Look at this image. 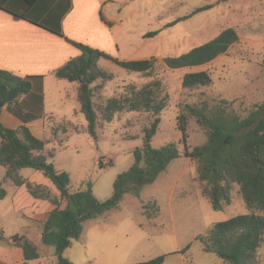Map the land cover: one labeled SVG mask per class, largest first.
I'll list each match as a JSON object with an SVG mask.
<instances>
[{"label":"rangeland","instance_id":"rangeland-1","mask_svg":"<svg viewBox=\"0 0 264 264\" xmlns=\"http://www.w3.org/2000/svg\"><path fill=\"white\" fill-rule=\"evenodd\" d=\"M206 4L212 7L192 13L195 7ZM105 10L116 21L117 58L154 57L156 61L150 74L143 75L128 71L110 59L100 58V67L112 77L95 82L100 87L93 97L94 109L99 113V106L105 99L119 95L127 83L141 87L151 79L158 80L156 97L164 100L165 107L159 114L158 128L152 137L154 147L176 142L182 152L181 132L177 129L180 114L185 116L187 148L205 141L204 129L188 113L186 105L204 100L213 103L225 98L232 100V107L238 114L245 115L254 102L264 99V0H109ZM226 27L235 28L239 37L226 53L191 67L171 69L164 64L165 57L184 53L215 37ZM148 32L156 33L147 36ZM201 70L210 73L211 84L193 89L181 87L186 72ZM55 79L46 84L49 116L46 121L52 134L45 154L57 170L69 174L71 191L82 189L85 182H90L95 196L105 199L112 193L116 174L132 164L134 149L143 145L142 129L153 115L146 111H128L116 114L110 122L99 118L94 139L86 129V120L76 98L64 96L62 103L59 101V91L65 89H62L61 80ZM101 157L102 165H106L102 168L99 167ZM110 161L112 165H107ZM32 171L26 168L24 173ZM201 186L196 163L181 155L171 160L152 183L142 186L137 195L124 194L118 208L102 214L108 224L129 234V260L141 261L166 254L165 264H179L180 255H184L186 264H227L215 254L204 252L196 236L213 222L248 212V209L237 184L231 186L230 202L223 204L221 210L211 207L207 197L202 195ZM153 200L160 208L156 218L159 224L154 223L155 226L149 225L152 220L142 213V205ZM256 212L264 214V211ZM139 222H143L145 228H139ZM82 238L87 242L94 239L87 222ZM73 242L78 245L76 240ZM187 244L190 247L184 254L174 252ZM256 260L257 264H264V240ZM43 261L47 262L45 258Z\"/></svg>","mask_w":264,"mask_h":264},{"label":"trees","instance_id":"trees-1","mask_svg":"<svg viewBox=\"0 0 264 264\" xmlns=\"http://www.w3.org/2000/svg\"><path fill=\"white\" fill-rule=\"evenodd\" d=\"M26 4L23 12H16L5 6L4 10L16 17H22L37 26L67 39L60 26L70 0H58L57 6L48 11H40L33 18V7L40 0H21ZM53 1V0H50ZM210 4L195 7L192 13L206 10ZM1 8V7H0ZM156 32H148L151 36ZM80 50V54L67 60L53 71L57 78L76 81V100L86 120V129L97 138L99 118L110 122L116 114L128 111L151 112L153 117L143 127L144 143L133 151V162L125 170L118 172L112 183V193L105 199L95 196L90 182L85 187L71 191L69 174L57 170L48 161L44 152L46 141L32 134L26 122L44 115L43 75L20 76L9 70L0 69V112L6 107L21 121L17 128H9L0 120V166L5 169L4 180L15 186L23 185L28 193L50 202L53 207L41 223V242L54 247L53 264H73L63 255L74 240H78L83 230V222L94 219L104 212L119 207L126 193L137 195L142 186L152 183L168 163L181 155L196 163L198 180L202 183V195L207 197L214 210H221L223 204L230 202L229 191L237 184L248 212L213 222L203 233L196 236L204 252L215 254L227 264H257L258 248L264 240V99L254 102L245 115H240L232 107V100L220 98L210 103L207 100L195 105H186L187 111L204 129V142L188 149L185 145V116L177 117V129L181 132L180 152L176 142H167L159 147L151 143L160 121L159 114L165 107L164 100L157 99L156 92L160 82L151 79L141 87L127 83L116 96L106 98L94 109L93 97L100 87L95 82H104L112 77L103 70L98 60L110 59L118 66L141 74H150L154 57L138 60H120L109 54L91 48L83 43L67 39ZM237 31L226 27L208 41L193 46L184 53L168 56L164 64L171 69L191 67L210 62L218 55L226 53L230 46L238 42ZM210 73L201 70L186 72L181 79V87L193 89L211 84ZM99 161V167L106 165ZM107 165H112L110 161ZM40 171L57 189L53 192L47 185L30 181L20 173L21 168ZM5 189L0 181V199ZM62 201L65 205L62 207ZM255 210V211H253ZM160 208L155 200L142 205V213L147 219L158 216ZM3 231L0 230V238ZM14 244L21 249L23 259L30 261L39 257L37 246L23 235L11 236ZM190 244L174 252L184 254ZM166 254L136 261L133 264H163ZM192 262V261H191Z\"/></svg>","mask_w":264,"mask_h":264},{"label":"crops","instance_id":"crops-1","mask_svg":"<svg viewBox=\"0 0 264 264\" xmlns=\"http://www.w3.org/2000/svg\"><path fill=\"white\" fill-rule=\"evenodd\" d=\"M107 1L109 0H70L69 8L61 17L60 26L67 39L83 43L117 58L118 42L114 34L116 21L106 13V10L104 11ZM57 3L58 0H40L37 2V7H33V18L40 14V11H48L57 6ZM5 6L20 13L24 11L26 4L21 0H0V69L9 70L20 76L43 75L44 115L26 122V125L33 135L45 140L48 145L52 133L46 121L49 117L46 112V84L55 82L57 78L53 74L55 69L81 52L64 37L51 33L25 18L14 16L4 10ZM57 79L61 80L62 89H65L64 92L59 91V101L62 103L64 96L76 98L78 83L64 78ZM52 113L55 112H50ZM0 120L9 128H17L21 124L20 119L5 106L1 109ZM26 168L28 167L20 169L23 177L47 185L53 192L58 193L52 182L40 171L33 169L32 172L24 173ZM4 177L5 169L0 166V181L5 189V196L0 199V230L3 231L0 238V264H53L54 247L51 249L49 245H43L41 242V223L46 219L53 205L46 200L32 197L23 185L15 186L11 181L4 180ZM64 205L65 202L62 201L61 206ZM103 216L84 221L81 236L76 240L78 245L72 242L71 246L64 250L63 255L73 264L136 262L137 260L128 258L131 250L129 234L122 233L114 224H108ZM156 218L148 219L152 220L148 224H157ZM85 222L90 228V234L94 235V239L90 242L82 238ZM138 227L143 229L145 225L139 222ZM14 234L23 235L33 242L38 248L39 257L25 261L21 249L11 240ZM180 257L179 264H186L184 255ZM44 258L47 262L43 261Z\"/></svg>","mask_w":264,"mask_h":264}]
</instances>
